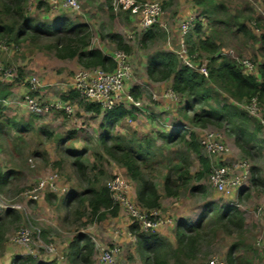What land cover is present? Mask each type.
I'll return each instance as SVG.
<instances>
[{
  "label": "rangeland",
  "instance_id": "1",
  "mask_svg": "<svg viewBox=\"0 0 264 264\" xmlns=\"http://www.w3.org/2000/svg\"><path fill=\"white\" fill-rule=\"evenodd\" d=\"M8 1L0 0V26L12 23L4 13V2ZM144 1L158 2L164 10L161 26L152 28L157 37L145 44L141 39L146 30L139 16L125 10L115 12L109 0H85L88 8L95 3L98 5L97 17L91 16V11L84 12L83 3L81 12H75L60 4L54 7L51 0L23 1L24 16L34 25L52 24L59 18L69 19L72 24L88 21L93 48L102 45L109 54L120 50L111 36L122 35L130 47L127 53L132 70L125 92L132 96L131 91L136 89L141 96L139 100L133 96L132 101L125 99L123 105L129 114L112 125L106 123L103 113L87 110L89 102L77 96L70 98L74 104L72 115L57 110L34 115L20 105L23 100L18 90L10 89L28 86L25 79L37 76L42 83L53 85L47 92H38L43 96L42 101L52 102L67 95L62 94L61 82L72 93L68 88L69 81L84 67L76 59L60 58L52 39L28 38L13 46L7 42V48L0 50V63L21 72V80L9 85L1 81L0 75V177L3 181L9 177L8 184L3 182L0 188V217H3L0 223V264H15L17 257L20 258L17 264H42L44 261L74 264L68 252L71 242L79 235L87 236L95 245L93 264H98L102 251L109 247L118 248V264H148L146 256L138 252L137 239L129 229L130 220L123 207L119 206L116 216L103 210L106 213L104 219H91L89 215L80 220L65 219L68 194L83 189V183L72 166L74 158L70 152H86L85 160L89 166L101 165L106 171L100 177L103 185L115 174L127 177L133 184V196L136 195V183L120 164L103 151L100 137L106 132L113 138L111 143L140 147L144 150L143 155L148 157L143 170L160 192V215L171 220L158 230L166 243L167 264H209L214 259L228 264L227 255L231 249L235 259L232 264H264V123L259 124L260 129L256 128L260 122L258 117L264 119V103L257 104L259 110L253 112L254 106H249L250 103L234 102L227 94L218 91L215 97L222 106L233 104L252 113L249 112L248 134L243 137L237 125L208 124L202 127L191 124L184 117L186 112L192 117L194 111H184L185 98L181 95H177L175 100L165 98L169 90L168 82L154 81L147 75L152 57L163 52L177 54L183 47L187 49V35L182 25L188 21L191 25L187 33L193 32L200 22L203 37H209L218 46L217 56L235 61L245 74H256V69L264 63L261 38L264 33V0H213L215 5L222 4L223 9L209 16L192 0ZM242 25H246L248 33L241 29ZM199 56V60L191 58L194 64L207 65L209 55L199 52ZM244 62H251L253 69H246ZM166 104L169 107L161 112V106ZM28 125V130H25L24 126ZM177 128L198 136L200 154L210 160L212 167L218 163L228 166L247 163L249 171L241 187L246 190L242 198L240 195L229 200L223 197L210 182V173L202 179L197 177L203 168L200 154L195 150L186 144L169 145L165 139L155 135L158 131L173 132ZM207 132L222 136L227 148L223 155L205 150L203 141ZM238 136L243 137V143L238 142ZM180 164L187 174L178 182L182 174ZM169 173L180 185L178 194L174 196H168L165 191L164 180ZM255 175L262 184H253ZM45 180L51 181L56 189L47 187L40 192L37 201H32L26 192ZM48 194H54L52 199H47ZM231 202L239 205L233 207L239 217L236 223L222 219V211ZM8 210H14L18 218L5 219ZM204 215L207 217L202 228L191 233L197 238L196 244L193 247L182 246L177 236L178 224L196 225ZM22 230L29 232L27 245L17 241ZM50 245L54 247L53 252L46 250ZM30 255L36 259L28 260Z\"/></svg>",
  "mask_w": 264,
  "mask_h": 264
},
{
  "label": "trees",
  "instance_id": "2",
  "mask_svg": "<svg viewBox=\"0 0 264 264\" xmlns=\"http://www.w3.org/2000/svg\"><path fill=\"white\" fill-rule=\"evenodd\" d=\"M23 1L10 0L4 2V13L9 20H12V23L0 26V39L6 40L9 46L12 44L20 45L28 38H36L37 40L41 38L52 39L54 40V47L60 58L76 59L84 68L101 67L106 71L116 69L117 64L110 55L105 54L98 48H92V32L89 25L72 24L66 18L59 19L52 24L41 23L34 25L29 18L24 16ZM192 1L197 7L204 8V13L208 14V16L210 13L223 9L222 4L215 5L213 0ZM241 29L247 33L249 32L246 25H242ZM186 35L187 55L190 58L199 60V52H204L209 55V61L206 65L208 76L202 74L197 68L184 64L176 53L163 52L149 60L147 67L148 77L154 81L169 82L171 89L177 95L185 98L187 102L183 107L184 111H194L192 117H189L187 112L184 117L191 124L205 127L208 124L224 126L226 123H229L235 126L237 125L239 127L237 128L239 134H243L242 136L246 137L249 129V121L251 120L249 113L233 104H225L222 106L221 103H218L215 96L219 94L218 91H221L227 94L234 102L245 101L250 103L253 99H257L260 104L264 103V63L256 69V74H245L235 61L226 57L217 56L218 46L209 37H203L200 22L197 23L193 32L187 33ZM156 37V33L152 29H149L144 33L141 42L145 44L148 41L154 40ZM111 38L120 50H124L126 53L130 51V47L122 35L114 34ZM261 38L264 43V33ZM18 71L21 76L20 70ZM131 94L135 100H139L141 96V93L136 89L131 91ZM34 95H38V92L34 93ZM75 96L78 97L77 93L72 91L70 94L63 95L62 99L72 102L70 98H74ZM86 107L87 110L95 113H103L104 119L109 125L116 123L129 114L124 105L117 106L108 111H103L98 104L92 102ZM60 112L66 114L64 111ZM238 122H240L239 125ZM259 124L260 122L256 125L257 129H260ZM28 128L29 125L24 126L25 130H28ZM155 135L165 139V143L169 145L186 144L189 148L200 154L201 144L198 141V136L194 133L177 128L173 132L158 131ZM242 136H238L239 143H243ZM112 139L107 132L103 133L100 137V144L102 145L104 153L110 159L120 164L125 169L126 174L136 183L135 201L138 208L142 210L159 209L161 200L160 192L154 181L146 177L143 170L144 162L148 159L147 156L143 155L144 150L140 147L125 146L119 142L111 143ZM245 152L249 153L246 149ZM69 154H73L72 157L74 160L72 166L83 183V189L68 194L65 200L66 209L68 210L65 216L66 221L76 218L80 220L83 216L87 215L91 219L95 217L104 219L106 218V213L103 210L110 211L113 216H116L119 205L114 202L107 186L100 183V177L106 171L98 163L89 166L85 160L86 152H70ZM199 160L203 169L198 172L197 177L202 179L203 176L211 172L212 165L210 160L201 154L199 155ZM179 167L180 173L182 174L180 178L178 177V182L187 174L183 165L180 164ZM5 179L3 181V177H0V188L3 182H7L8 184L9 177L7 176ZM177 181L174 175L171 173L167 174L164 185L168 196L178 194L180 185ZM253 184L257 186L262 184L256 175L253 177ZM197 188L201 189V187ZM245 191L241 190V198ZM53 196L54 194H48L47 199H52ZM11 217L18 218V215L14 210L6 211L5 219ZM206 217L207 215H204L196 225L185 222L178 224L177 236L182 246L193 247L196 244L197 238L193 237L191 233H195L202 228ZM222 219L229 223H236L239 217L235 213V208L227 206L222 211ZM2 221L3 217H0V223ZM129 229L137 239L138 252L141 256H146L145 260H147L148 264H167L165 258L166 243L158 232L147 233L142 231L140 224L136 221L129 225ZM69 248L68 255L74 264H93L95 245L87 236L79 235L71 242ZM27 259L34 261L36 258L30 255ZM18 260L20 258L17 257L15 264H17ZM234 260V250L231 249L227 255V263L232 264ZM42 264L55 263L52 261H44Z\"/></svg>",
  "mask_w": 264,
  "mask_h": 264
},
{
  "label": "built area",
  "instance_id": "3",
  "mask_svg": "<svg viewBox=\"0 0 264 264\" xmlns=\"http://www.w3.org/2000/svg\"><path fill=\"white\" fill-rule=\"evenodd\" d=\"M109 1L115 12L125 10L137 14L145 30L152 29L155 26H161L162 24L161 19L164 10L162 5L158 2L144 0ZM58 4L72 11L81 12V0H63L62 3H59L57 0H51V5L54 7H57ZM190 25V21L182 25L184 33L187 34ZM5 48H7V41L0 39V50ZM187 53V49L183 47L182 51L178 52L177 55L184 64L197 68L202 74L208 76L206 65L194 64ZM108 55H110L117 64L115 70L106 71L101 67L84 68L78 71L69 82L70 89L77 93L81 100L89 103H96L103 111L112 110L117 106L123 105L125 99L133 100V97L125 92L127 81L130 80L132 76L128 54L124 50H117ZM244 65L246 69L250 70L254 67L251 62H244ZM0 75L2 77L1 81L6 83L21 80L19 71L16 68L7 67L1 63ZM25 84L28 85L30 93L22 99L23 101L21 102V105H25L30 112L36 115H43L50 110L64 111L67 115H72L74 113V104L71 102L62 98L47 102L42 101L39 95H34V93L53 86L52 84L42 83L37 76H31L25 79ZM164 97L170 100H175L177 99V94L172 89H169ZM257 104L259 105L257 99H253L250 102L249 106H254L253 112H258L259 108L256 106ZM258 118L261 124L264 123L263 117ZM203 144L208 153L223 155L227 150L225 143L222 141V136L218 133L207 132ZM248 171V166L245 162L236 163L233 166L218 163L215 167H212L210 172V182L218 193L229 200L240 195L242 190L241 187L243 186L244 178H246ZM106 186L109 189L114 202L124 208V211L130 220L129 225L136 221L140 224L142 231L152 233L158 232V230L171 222L170 219L162 218L159 209L142 210L138 208L132 199L133 184L127 177L115 174L107 181ZM47 187L52 188L53 190L56 189L51 181L45 180L41 181L35 189L27 191L26 195L32 201H37L40 192L44 191ZM230 206L238 207L239 205L231 202ZM17 241L21 244L27 245L29 242V232L26 230L20 231ZM46 250L53 252L54 247L51 245L47 246ZM117 255V247L106 248L102 251L98 264H118ZM209 264H222V262L218 259H214Z\"/></svg>",
  "mask_w": 264,
  "mask_h": 264
},
{
  "label": "crops",
  "instance_id": "4",
  "mask_svg": "<svg viewBox=\"0 0 264 264\" xmlns=\"http://www.w3.org/2000/svg\"><path fill=\"white\" fill-rule=\"evenodd\" d=\"M81 3H83V7H84V12H88V11H91L90 12V15L91 16H93V15H96V17H97V14H98V8H97V4L95 3L94 4V6L92 7V8H88V5L86 4V2H85V0H84V2L83 1H81ZM191 13H189L188 15H186V19H187V17L190 15ZM59 18V17H58ZM60 19V18H59ZM62 19V18H61ZM69 20V19H68ZM75 24H87V25H90V23L87 21V22H81V23H75ZM92 48H93V46H92ZM95 48V47H94ZM96 48H98V49H100V50H102L105 54H109V51H107V50H104V48L102 47V45H100V46H97ZM12 54V53H11ZM2 58H6V57H2ZM6 60V59H5ZM71 81V80H70ZM69 81V82H70ZM3 83H6V82H3ZM168 86H169V89H171V85H170V83L168 82ZM8 85H9V83H8ZM59 85L60 86H62V94H69L71 91L69 90V89H67V86L65 85V83H63V82H61V83H59ZM68 88H70V87H68ZM6 89V88H5ZM10 90H18V92H19V95H20V97H22V99H24V97L26 96V95H28L29 93H30V91H29V87L28 86H20V87H17V88H15V89H10ZM49 89L48 88H46V89H43V90H41V91H45V92H47ZM39 95V94H38ZM4 97H7V95L6 96H4ZM40 97L41 98H43V96H42V94L40 95ZM4 101H6V99L5 98H2ZM21 105V104H20ZM22 106H24V107H26L25 105H22ZM169 107V104L167 105H164V106H161V112L162 111H164L165 109H167ZM27 108V107H26ZM28 110V109H27ZM28 112H30L29 110H28ZM31 113V112H30ZM121 175V174H120ZM134 198H136V196L134 197L133 196V193H132V199L134 200ZM136 202V201H135ZM130 233V232H129Z\"/></svg>",
  "mask_w": 264,
  "mask_h": 264
}]
</instances>
